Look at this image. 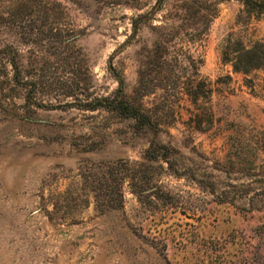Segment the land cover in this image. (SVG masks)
Wrapping results in <instances>:
<instances>
[{"label": "rangeland", "instance_id": "374dc122", "mask_svg": "<svg viewBox=\"0 0 264 264\" xmlns=\"http://www.w3.org/2000/svg\"><path fill=\"white\" fill-rule=\"evenodd\" d=\"M210 1L193 101L186 61L138 86L178 0H0V264H264V66L232 68L264 11Z\"/></svg>", "mask_w": 264, "mask_h": 264}, {"label": "trees", "instance_id": "16d2710c", "mask_svg": "<svg viewBox=\"0 0 264 264\" xmlns=\"http://www.w3.org/2000/svg\"><path fill=\"white\" fill-rule=\"evenodd\" d=\"M165 0H155L157 9L161 8ZM232 1V0H225ZM245 7L264 11V6L256 0H235ZM172 16L173 24L157 26L162 35L157 36L152 49L147 51L144 67L139 71L138 86L141 95L146 96L152 91L162 92L169 83L184 85L180 79L186 73L185 61L191 64L193 71L192 81L185 84V93L193 101L205 98L207 90L205 84L200 80L198 68L201 65L200 56L194 60L183 50V45H199L206 36L211 22L216 18L218 10L216 4L210 0H178ZM156 9V10H157ZM155 11V9H154ZM146 13L143 16H147ZM140 16V17H143ZM164 18V17H162ZM161 18V19H162ZM264 66V42H256L250 48H241L233 57L232 68L235 72L248 74L250 71ZM175 84V85H176ZM179 88V86H175ZM120 87L111 98H103L106 110L118 113L120 116L131 119L138 129L147 127V121L141 110L123 101L120 97Z\"/></svg>", "mask_w": 264, "mask_h": 264}]
</instances>
